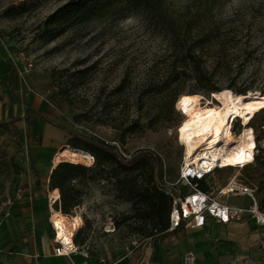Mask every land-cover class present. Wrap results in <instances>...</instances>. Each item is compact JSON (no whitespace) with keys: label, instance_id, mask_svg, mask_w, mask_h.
Segmentation results:
<instances>
[{"label":"rangeland","instance_id":"1","mask_svg":"<svg viewBox=\"0 0 264 264\" xmlns=\"http://www.w3.org/2000/svg\"><path fill=\"white\" fill-rule=\"evenodd\" d=\"M67 1L0 0V37L22 61L30 57L34 62L28 71L30 88L47 100L49 117L65 130V145L72 131L110 143L126 159L151 150L160 158L161 183L184 193L186 187L178 183L184 156L178 127L186 115L181 101L198 94L205 104L212 93H206L193 75L181 73L186 63L180 47L171 45L169 36L145 15L110 14L72 25L57 36V31L45 32L47 17ZM169 1L185 13L181 25L199 16L202 20L193 22L197 28L214 30L196 47V62L213 73L216 86L232 84L264 94V0H211L210 7L198 0ZM250 122L257 161L244 169L217 170L212 183L222 187L237 177L256 190L264 209V106ZM241 130L236 122L231 136ZM88 167L96 169V159ZM149 171L146 163L126 171L108 164L103 179L88 174L82 180L80 205L68 215L75 229L80 227L79 243L95 254L114 257L127 252L132 241L146 238L135 231L133 195L120 182L135 180L142 191ZM34 172V149L28 139L14 125L0 122V208L19 185L33 179L41 183ZM224 199L248 204L242 197Z\"/></svg>","mask_w":264,"mask_h":264},{"label":"crops","instance_id":"2","mask_svg":"<svg viewBox=\"0 0 264 264\" xmlns=\"http://www.w3.org/2000/svg\"><path fill=\"white\" fill-rule=\"evenodd\" d=\"M28 71L14 48L0 37V122L14 125L28 139L34 149V175L41 179L38 185L33 179L29 183L32 192L0 212V264H182L188 251L196 254V264H264V225L251 217L227 224L209 218L201 228L181 226L114 257L92 250L85 257L82 245L70 256L55 255L50 212L60 193L56 197L54 190H48L54 152L65 145L67 137L57 123L33 113L42 112L52 120L47 100L29 86ZM241 197L248 200L247 205L223 200L237 206L251 203Z\"/></svg>","mask_w":264,"mask_h":264},{"label":"trees","instance_id":"3","mask_svg":"<svg viewBox=\"0 0 264 264\" xmlns=\"http://www.w3.org/2000/svg\"><path fill=\"white\" fill-rule=\"evenodd\" d=\"M198 1L209 7L214 4L211 0ZM110 14L120 17H127L131 14L145 15L155 27L162 29L169 36L171 45L180 47V53L186 63L185 66L179 68L181 73L193 75L206 93L223 88L212 82V72L205 70L196 62L198 58L196 47L208 41L214 30L197 28L196 23L193 22L202 20L199 16L192 17L185 25H181L179 22L185 13L175 10L169 0H68L47 17L44 30L47 33L57 31L55 34L57 36L72 25ZM177 70V67L172 68L173 73ZM227 87L235 92H245L232 84ZM33 113L56 124L42 112ZM69 133L71 135L69 146L90 152L95 157L94 160L96 159V169L81 163L61 162L58 164L51 172L49 181V189L55 191L53 195L59 196L60 193V201L55 204V209L61 210L62 214L69 215L75 207L80 205L84 192L82 180L88 174H92L95 180H101L104 178L103 172L108 164L126 171L135 169L139 163H146L150 166L149 179L147 180L148 186L142 191L137 188L135 180L134 182L131 180L120 182L124 190L133 195L131 201L135 209L136 223H138L135 231L146 238H154L168 231L172 198L160 181L161 162L153 151L141 150L126 159L110 143L83 137L72 131ZM202 187L205 188L206 185L202 183ZM79 236L80 231L75 237L76 243L83 245V242H78Z\"/></svg>","mask_w":264,"mask_h":264},{"label":"bare ground","instance_id":"4","mask_svg":"<svg viewBox=\"0 0 264 264\" xmlns=\"http://www.w3.org/2000/svg\"><path fill=\"white\" fill-rule=\"evenodd\" d=\"M186 97L191 99L185 102ZM200 98L198 94H189L181 101L186 115L178 127V136L184 146L185 161L193 160L197 165L204 163L211 167L218 164L222 167H245L253 163L257 146L254 130L249 124L264 106V94L251 90L235 92L223 87L212 92V97L207 98L205 104ZM238 119L247 125L232 137L231 127ZM61 162L91 166L94 157L88 151L64 145L55 153L52 167ZM53 219L59 228L60 238L70 239L75 234V223L71 217L55 212Z\"/></svg>","mask_w":264,"mask_h":264},{"label":"built area","instance_id":"5","mask_svg":"<svg viewBox=\"0 0 264 264\" xmlns=\"http://www.w3.org/2000/svg\"><path fill=\"white\" fill-rule=\"evenodd\" d=\"M25 61L27 69L31 70L34 66L33 60L30 57H27L25 58ZM236 122L240 123L242 129L245 127L242 121L238 119L234 122L233 132ZM181 146L184 147L182 144ZM258 152L259 150L256 147L254 162H256ZM253 163H250L245 167ZM245 167L237 166L232 168L244 169ZM224 168L231 167H222L220 164L211 167L204 163L197 165L193 160L186 162L185 157H183V162L178 173V183L186 187V190L182 193L177 192L173 187L167 189L172 198L170 227L168 231L178 229L181 226H186L188 228H201L205 226L209 218L227 224L232 221H243L247 217H251L254 218L258 224L264 225V209L260 206L256 197V190L253 187L237 177L229 179L222 187L214 186L212 181H214L215 172ZM202 183L206 185L205 188L202 187ZM48 191L50 192L52 190L49 189ZM30 192H32L30 185H19L14 190L12 196L6 200L4 206L0 208V212L4 211L15 201L23 199ZM229 196H246L250 199L251 203L248 206L232 205L223 200L224 197ZM59 201L60 197H58L57 201H54V204ZM55 212L62 213V211L51 209L50 212V220L54 230L53 252L57 256H70L80 250V247L75 240L79 228L75 230V234L70 236V239L60 238L59 228L56 221L53 219ZM150 239L151 238H145L143 241L134 240L131 242V248L136 250ZM261 248L264 260V241L261 244ZM81 252L85 257H88L91 253V248L82 245ZM182 264H196V254L193 251L186 252L183 255Z\"/></svg>","mask_w":264,"mask_h":264},{"label":"snow or ice","instance_id":"6","mask_svg":"<svg viewBox=\"0 0 264 264\" xmlns=\"http://www.w3.org/2000/svg\"><path fill=\"white\" fill-rule=\"evenodd\" d=\"M189 99H191V98H184V101L186 102V101H188ZM186 110V109H185ZM181 131H183V129H181Z\"/></svg>","mask_w":264,"mask_h":264}]
</instances>
